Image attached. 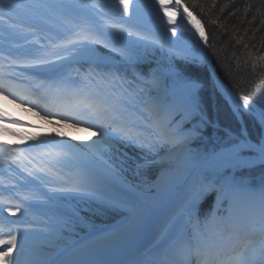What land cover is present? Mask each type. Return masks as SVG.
Returning a JSON list of instances; mask_svg holds the SVG:
<instances>
[{
	"label": "bare ground",
	"instance_id": "obj_1",
	"mask_svg": "<svg viewBox=\"0 0 264 264\" xmlns=\"http://www.w3.org/2000/svg\"><path fill=\"white\" fill-rule=\"evenodd\" d=\"M112 1L118 3V8L106 11L101 6V0H15L19 7L10 13L12 17L10 21L29 28L32 34L24 43L11 46L7 55L0 56L3 62L1 65L3 68L11 66L22 70L28 69L31 72L29 75L31 80L49 90V93H54L57 87H61L88 95L85 81L80 82L67 77L61 70L66 62L80 58L81 41L93 43L83 39L84 35H90L96 41H100L103 34L100 32L102 30H96L89 23L78 28L75 18L80 12L93 13V6L104 17L117 12L122 14L124 10L119 0ZM153 1L130 0V8L137 17L134 19L136 26L125 24L123 18L109 23L118 27L128 25L138 39L163 44L164 41L157 36L159 29L151 21L148 22L141 17L143 13L151 11L148 8L154 9L151 7ZM9 2L10 0H3L4 4ZM143 5L148 6V11H145L146 7ZM3 11L6 12L7 9ZM93 15L95 13L92 17ZM138 22L149 25L152 27L151 30L140 28ZM77 33L81 35L77 36ZM164 36L167 37V34ZM68 39H74L76 42L66 45L64 42ZM56 68L59 72H56ZM48 79L57 81L52 83ZM14 93L17 95V92ZM12 103L9 97H0V108H3L11 118L0 121V129H5L0 130V140L4 139L13 145L6 158L0 162V188L22 194L25 197V205H29L28 212L31 215L34 212L36 214L42 212L44 207H57L61 195L70 191L114 195L122 204L130 205L132 208V215L126 222L86 237L70 249L56 248L55 252L48 256L47 264H128L135 256L143 257L147 247L157 243L156 240H162L170 252H175L177 246L187 244L192 246L187 234L189 208L181 206L176 199L165 198L168 184L179 177L177 169L184 164L182 159L184 149L181 144L186 141V136L170 141L174 146L169 148V152L162 156V159L154 161L162 168L163 173L155 182L141 187L115 168L104 155V138H101L98 126L89 125V114L75 116L72 112L64 113L75 116L69 119L51 115L53 118L50 119L56 122L51 124L49 120L43 122L29 117L19 110L24 108H16ZM50 111L55 109L50 108ZM78 119L82 122L78 123ZM88 142L91 143L92 149ZM174 150L175 153H172ZM221 163L224 162L211 160L205 164H196L193 170L198 172L204 168L217 167ZM173 165H176L175 172H170ZM123 190L128 191V195ZM234 191L245 198H250V192L247 190L234 187ZM248 206L249 213H252L251 202H248ZM148 207L154 211V217L149 215ZM16 215L29 216L20 209ZM249 220L256 226L252 218ZM28 223L33 222L30 220ZM167 224L169 225L165 227ZM15 235L17 244L39 243ZM56 252L59 254L58 258L51 261L50 257ZM34 253L17 249L13 255L16 262L22 264L26 261L23 257ZM207 259L210 263L217 260L216 257ZM0 264L4 262L0 260Z\"/></svg>",
	"mask_w": 264,
	"mask_h": 264
},
{
	"label": "rangeland",
	"instance_id": "obj_2",
	"mask_svg": "<svg viewBox=\"0 0 264 264\" xmlns=\"http://www.w3.org/2000/svg\"><path fill=\"white\" fill-rule=\"evenodd\" d=\"M148 5L150 4L148 3ZM153 5H151V7H154V9L148 8L149 11L150 9L151 11L147 12L148 16L146 15L144 16L146 19L143 18V14L141 15V17L143 20L148 19L149 21H151L153 25H155L157 28L161 29L164 33L168 35L166 38H160L158 34L161 37L163 36L157 31V36L161 40L164 41L163 44L156 43V42H150L147 40L142 41L138 39L131 32L125 30V29H128V30L131 29L128 25L133 24L134 22L135 15L133 14L132 8H130V13L123 12L121 14L120 12H117L113 14V16L111 17L115 21L123 18V20H125L128 23V25H125L123 27H118L116 25H114L116 26L114 27L108 24H105L102 27V21H104V19L101 16H98L96 12H95V15H93V17H92V14H88V13L79 14V17H78L79 19H77L79 25L84 24V23L85 24L91 23L94 25L95 29L102 28L105 33V36H103V39H101L102 40L101 42L95 43L93 45L89 43L84 44L85 52L83 54V59L81 60H85L90 63H93L99 59L112 58L113 60H118V59L125 60V61L148 60L150 62H153L163 72L162 78L164 80L162 85L159 87V91L155 99L161 96L162 89L166 87L170 91L179 92L180 94H182L183 98L185 99L184 100L185 103L189 104L193 108V110L197 111V108L199 109L201 108V104L199 103L200 100H199V97L197 96V84L195 81L186 79L183 77V75H181L182 72L179 69L178 62L182 61L186 63H191L195 65L197 69H201L202 67L201 62L206 63L205 61V58H207L206 53H205L206 44L200 38L199 33L196 30L197 22L199 23V25H201V23L188 9H187L188 12L191 13V16H192L191 21H188L187 19H185L182 12L178 13L174 9H170L168 15H172L176 23L169 24L166 17L164 16V13L158 11L159 6L155 3ZM145 7H146L145 11H148L147 10L148 6H145ZM93 8L95 11L96 7L93 6ZM114 20H112V22ZM131 20H133V22ZM137 24H139L138 26L140 28H147V29L152 28L149 25H145L142 22H138ZM172 28L176 29L175 35H173L171 31ZM215 83H216V79H215ZM222 90H223L222 85H219V87L217 85V93L223 97V95L225 94L223 93ZM236 100H237L236 102H238L237 104L240 105L239 107L243 108L242 102L239 101L238 98H236ZM153 101H156V100H153ZM245 110H248V109H245ZM238 118L236 117L237 121H239ZM260 119H261V116H258V120ZM54 123L56 122L54 121ZM246 124L247 123L244 121V124L242 125V127L244 129V132L247 135H250L249 129L247 128ZM241 135H242V132H241ZM241 135L239 136L232 135L230 144L225 145L224 147H221L216 150L214 148H211L209 145L204 146V144L195 143L196 135L188 134V136H186V141L181 144L183 145V149H184V152L182 155V157H184L182 158L184 160L183 161L184 164H182L181 167L178 166L179 168L177 169L178 170L177 172L179 173L177 175L182 178L180 179L176 178L168 184L169 186L171 185L169 190H167L168 193L173 191V189H177V191H175V194L179 197L180 203H188L189 199L192 198L193 195L196 196L202 190L204 191L219 190L220 184L222 182L225 183L226 181H228L229 178H232L233 175H235L236 173V169L239 167V166L238 167L237 166L223 167V166L218 165L217 167H213V168H204L198 172H195L193 175L192 174L189 175L190 171L194 172L193 166L195 164H198V163L205 164L206 162H209L211 160H214V161L224 160L227 162L244 161V162H247L246 164H248L249 162H255L261 159L262 156L259 153L252 152L251 148L247 145V143L245 147L243 148V150L240 151L238 154H234L230 151H227L228 149L231 148L232 145L237 144L244 140L245 137L242 138ZM226 136H229V134L228 135L226 134ZM213 138H214V134L208 137L207 143L212 142ZM176 145H180V144H176ZM181 145L180 147H182ZM108 151L109 149L106 150L107 152L106 155L108 154L107 157H109L111 161H114L116 163L115 157ZM176 151H178V149H176ZM172 153H175V150ZM117 165L125 169V167L123 166L124 163H120V164L117 163ZM175 166L173 165L170 168L171 171L170 170L169 171L175 172V169H176ZM150 168H153L156 170L155 178L151 181V182L153 181L155 182V180L160 177L161 173H163L162 168L156 167V166H150ZM257 171H258V176L261 178H264L263 176L264 166L261 167L260 169H257ZM241 175L244 176V178L241 177L243 179L242 181L247 183L248 176L245 173H241ZM131 177L134 180H136L138 183L143 185L144 187L145 182H142V181H145L146 176H142L140 173L136 174L135 172H133ZM185 178L187 181H185L184 184L182 185V182L184 181ZM212 179H216V180L211 181ZM214 181L217 183L214 184L213 183ZM184 186H189V187L186 188ZM236 193L238 194V197L241 196L238 192ZM62 197L63 198H62L61 204L63 205V207H59L61 209L59 210V212L63 214L64 218H58V219H54L53 217L50 218L51 219L50 224H48L46 228L41 231L42 234L40 236L37 234H34L36 232L35 230L33 229L29 230L27 234L28 236H31L30 240L36 239L37 237L39 238L41 237V239H43L46 245L50 246L51 248L52 247L59 248V247H70L73 241L79 238L75 236L76 232L79 231L80 227L87 226V224L85 222L79 223V221H76L78 218V215L76 214L73 206L70 205V203L75 198V196L69 195V196H62ZM83 197H91L95 200H98L100 202L107 204L105 200H102L103 198H99L95 195H92V196L83 195ZM176 200L179 203V200L178 199ZM118 203L119 202L113 200L108 205L125 210L128 216L132 215L131 214L132 211L131 213L129 211L131 209L127 210V208H124V207L121 208V206L117 205ZM165 204L168 205L169 203L165 202ZM148 209L150 213L152 209L151 208H148ZM263 210H264V203H263ZM151 214H153V211L150 213V216ZM223 217H224L223 215L218 216V218H220L221 220H224ZM168 225L169 224L165 225V227H167ZM110 228L111 226H106V225H103L101 227L103 231H107ZM90 230L91 231L89 235L97 232L92 229ZM99 233H96V234H99ZM34 242H37V241H34ZM29 245L30 246H42V244L40 243H36V245L35 243H33V245L32 244H29ZM24 248H28V247L24 246ZM36 249L37 251L36 250L35 251L38 254H36L35 256L28 257V259L23 257L26 261H24L22 264H46L45 260H47V255L45 254L47 253V250H49L50 252L51 250L49 248H44L41 250H38V248ZM27 251L35 252L32 249H27Z\"/></svg>",
	"mask_w": 264,
	"mask_h": 264
},
{
	"label": "trees",
	"instance_id": "obj_3",
	"mask_svg": "<svg viewBox=\"0 0 264 264\" xmlns=\"http://www.w3.org/2000/svg\"><path fill=\"white\" fill-rule=\"evenodd\" d=\"M182 1L204 27L208 36L206 56L221 80L236 98L241 94L249 95L251 104L248 110L242 108V113L250 136L264 142V60L259 59L264 56V0ZM178 63L181 74L197 82L199 102L205 115L186 114L177 107H173L171 114L181 116L182 126L196 131L200 143L214 134L215 148L230 144L231 136H239L241 127L226 96L217 93L218 84L211 68L203 62L201 69L191 63ZM151 71V67L135 69L136 86L144 92H153L156 87V83L150 81ZM123 74L126 75V70ZM165 99L169 101L170 97Z\"/></svg>",
	"mask_w": 264,
	"mask_h": 264
},
{
	"label": "snow or ice",
	"instance_id": "obj_4",
	"mask_svg": "<svg viewBox=\"0 0 264 264\" xmlns=\"http://www.w3.org/2000/svg\"><path fill=\"white\" fill-rule=\"evenodd\" d=\"M119 3L123 6V10L125 13H130V0H119ZM154 3L159 6L158 11L163 12L169 24H175L176 21L173 19L172 15H168L170 9H174L176 12H182L185 19L188 21L192 20L191 13L188 12L187 7L183 4L182 0H154ZM19 5L15 2V0H10L9 3L4 4L3 0H0V21L5 19V16H8L11 19L10 13L15 12ZM3 9H7V11H3ZM196 30L199 33L200 38L203 40L205 44L208 43V36L205 34L204 29L199 23L196 24ZM173 35L176 33V29H171ZM80 36V33L76 34ZM83 39L90 40L91 42H96L94 37L90 35H84ZM76 41L74 39H68L64 43L66 45L74 44ZM260 60H264V56L259 57ZM5 91L8 92L9 95H16L12 91V85L9 80L6 78V75L3 71V65H0V94H3ZM17 99L20 96H16ZM238 100L242 102V107L244 109H248L251 100L249 95L241 94L238 97ZM35 103H33V107H38L43 105L42 111H44L45 115H60L63 119L75 118V116H80L84 114L94 115L99 123L98 126L100 128V136L101 138H105L108 136V130L105 127H112L114 132L120 133L121 137L125 140L130 141L135 144L141 150L148 149L151 150L152 147L156 145V143H170L168 139V113L162 112L158 121H150V125L152 128L151 136L152 138H145L144 135L140 132H136L134 128L131 127H115L117 121L113 117V113L117 111L115 104L109 103L108 100H100L96 98H92L87 95H82L79 92L71 91L65 88L57 87L54 93H45L35 97ZM30 102V101H29ZM240 106L239 104L237 105ZM50 108L55 109V111H50ZM66 112H72L75 116L65 115ZM5 119L11 120L8 113L0 108V121ZM264 119V117H262ZM12 122H18L12 120ZM77 122H82L81 120H77ZM5 130V129H0ZM247 141L243 140L237 144L231 146L230 151L234 154H238L243 150ZM6 146L0 145V155L4 154V149ZM261 153L264 154V146H261ZM229 187H238V184L233 180L232 182H225ZM261 198L264 200V190L261 191ZM11 215H16L19 211V208L13 210L11 208L8 209ZM261 227L264 228V210L261 212L260 217ZM0 260L4 262V264H16V258L13 255V251L17 250V235L9 233L7 237L4 236V229L0 226ZM185 254L189 256H195L197 258V264H210V261L206 257V253L204 249L200 246L196 247H185L178 249V259L175 261V264H184ZM17 255L19 252L17 251ZM212 264H264V241L261 242L260 247L256 252L251 256H238L232 257L228 261L224 260H216L212 262Z\"/></svg>",
	"mask_w": 264,
	"mask_h": 264
},
{
	"label": "water",
	"instance_id": "obj_5",
	"mask_svg": "<svg viewBox=\"0 0 264 264\" xmlns=\"http://www.w3.org/2000/svg\"><path fill=\"white\" fill-rule=\"evenodd\" d=\"M104 6H105V8H107V9H113V8H116V7H117V4H116V3H112L110 0H104ZM215 73H216V70H215ZM216 75H217V73H216ZM217 76H218V75H217ZM220 80H221V79H219V82H220V84H221L222 87H223V91L229 96V102H230V104H231L232 110H234V111L236 112V109H235L236 103H235V101H234L232 95L228 92L227 89L224 88V85H223V83H222ZM255 146H256L259 150H261V146H259V145H257V144H255ZM259 163H264V160H260V161L257 162V164H259Z\"/></svg>",
	"mask_w": 264,
	"mask_h": 264
}]
</instances>
